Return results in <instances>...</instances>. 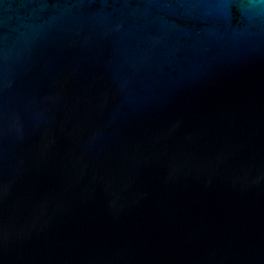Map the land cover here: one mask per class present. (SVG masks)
I'll use <instances>...</instances> for the list:
<instances>
[{"label":"water","instance_id":"water-1","mask_svg":"<svg viewBox=\"0 0 264 264\" xmlns=\"http://www.w3.org/2000/svg\"><path fill=\"white\" fill-rule=\"evenodd\" d=\"M0 264H264V0H0Z\"/></svg>","mask_w":264,"mask_h":264}]
</instances>
